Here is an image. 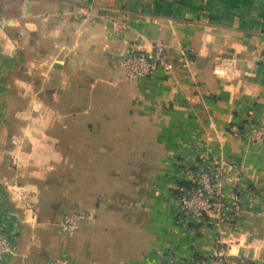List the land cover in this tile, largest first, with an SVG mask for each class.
<instances>
[{"label": "crops", "instance_id": "1", "mask_svg": "<svg viewBox=\"0 0 264 264\" xmlns=\"http://www.w3.org/2000/svg\"><path fill=\"white\" fill-rule=\"evenodd\" d=\"M159 43L172 69L124 78L119 54ZM249 112L264 117V0H0V264H181L229 237L230 262L264 264ZM208 163L241 203L233 232L178 220L176 188Z\"/></svg>", "mask_w": 264, "mask_h": 264}, {"label": "built area", "instance_id": "2", "mask_svg": "<svg viewBox=\"0 0 264 264\" xmlns=\"http://www.w3.org/2000/svg\"><path fill=\"white\" fill-rule=\"evenodd\" d=\"M117 62L123 72L124 78L137 79L149 78L158 69L169 71L172 69V61L166 53L163 44H155L151 49H138L131 47L119 54ZM246 137L250 140L264 144V117L255 120L252 113H248L244 127ZM230 130L235 131V127ZM186 175L182 179L177 190V215L178 220L186 226H199L206 217L214 216L217 223L228 224V231L237 229V216L240 213L241 203L233 197L229 201L224 194L223 172L219 164L188 166ZM84 212L65 214L60 221V228L64 232H71L80 222L86 218ZM234 242L229 237L224 242L216 241L210 256H195L183 261L181 264H233L227 258V250ZM13 247L11 243L0 237V259L11 254ZM48 264H69L65 258H60ZM237 264H246L240 259Z\"/></svg>", "mask_w": 264, "mask_h": 264}]
</instances>
